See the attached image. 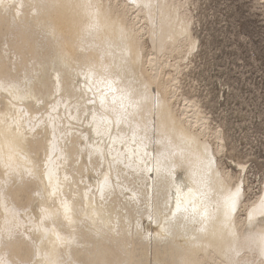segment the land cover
<instances>
[{"label":"bare ground","instance_id":"obj_1","mask_svg":"<svg viewBox=\"0 0 264 264\" xmlns=\"http://www.w3.org/2000/svg\"><path fill=\"white\" fill-rule=\"evenodd\" d=\"M137 3L0 0V264H264V197L231 200L245 177L164 75L195 44L184 5Z\"/></svg>","mask_w":264,"mask_h":264},{"label":"rangeland","instance_id":"obj_2","mask_svg":"<svg viewBox=\"0 0 264 264\" xmlns=\"http://www.w3.org/2000/svg\"><path fill=\"white\" fill-rule=\"evenodd\" d=\"M177 1L191 20L195 44L182 60L169 57L164 71L176 80V107H195L211 145L223 150L220 167L234 181L245 177L246 196L255 198L264 190V0ZM147 49L153 52L150 43ZM237 164L246 165L247 175Z\"/></svg>","mask_w":264,"mask_h":264},{"label":"snow or ice","instance_id":"obj_3","mask_svg":"<svg viewBox=\"0 0 264 264\" xmlns=\"http://www.w3.org/2000/svg\"><path fill=\"white\" fill-rule=\"evenodd\" d=\"M131 3L136 4L137 7L140 6L137 3V0H131ZM143 6L148 7L147 4H145ZM261 7H262V9H264V5H262ZM111 87H112V85H111V83H109V88H111ZM120 101H121V105H120L119 111L117 112L115 109H113V112L116 115L117 122L125 119L129 115V113L127 111L128 107L138 106L137 102L134 103L131 100L130 96L127 94H122L120 96ZM114 102H115V99H114ZM156 103L159 104V101L157 100ZM103 107H104V102L102 100L101 101V108H103ZM53 110H55V108ZM86 115H87V113H86ZM93 118L95 119V116ZM101 119H103V117H101ZM109 122H111V121H109ZM133 143H136L135 139H133ZM157 143L164 149L163 151L160 152L159 157L156 158L157 170H159V165L161 163V160L169 158V150L172 147V143H171L170 138H168L167 136H165L163 134H161L160 137L157 139ZM114 159H119V157H116ZM128 159H129L128 156L125 154V157H124L125 163L128 167L131 168L132 164L127 162ZM204 161L207 162L205 167H211V165L214 163V161H212V159L210 157H208L206 154L204 156V160L201 161V163H203ZM170 167H174V164L170 165ZM217 173H219V172H217ZM109 180H110V177L104 178L102 188H106L108 186ZM200 183L203 184V181L201 180ZM262 193H264V190L258 191L255 198L246 197L245 196V189L243 188L242 183L238 182V183L232 185L231 200L232 201H238L239 204L242 206L245 203H254L256 200L261 199V197H264V194H262ZM201 195H203V193H201ZM225 206H226V208L229 206L227 200L225 201ZM149 219H151V216L149 217Z\"/></svg>","mask_w":264,"mask_h":264}]
</instances>
